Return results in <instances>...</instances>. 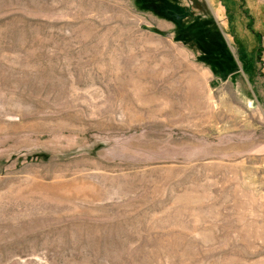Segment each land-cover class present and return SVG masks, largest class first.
I'll list each match as a JSON object with an SVG mask.
<instances>
[{"label": "rangeland", "instance_id": "rangeland-1", "mask_svg": "<svg viewBox=\"0 0 264 264\" xmlns=\"http://www.w3.org/2000/svg\"><path fill=\"white\" fill-rule=\"evenodd\" d=\"M0 264H264V0H0Z\"/></svg>", "mask_w": 264, "mask_h": 264}]
</instances>
